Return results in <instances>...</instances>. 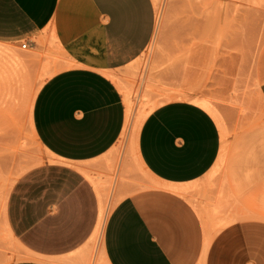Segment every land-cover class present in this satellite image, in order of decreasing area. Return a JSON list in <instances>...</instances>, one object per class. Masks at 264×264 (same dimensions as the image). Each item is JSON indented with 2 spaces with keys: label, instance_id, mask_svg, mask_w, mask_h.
Returning <instances> with one entry per match:
<instances>
[{
  "label": "crops",
  "instance_id": "crops-1",
  "mask_svg": "<svg viewBox=\"0 0 264 264\" xmlns=\"http://www.w3.org/2000/svg\"><path fill=\"white\" fill-rule=\"evenodd\" d=\"M250 17L264 59V11L251 9ZM155 29L154 0H0V39L26 42L52 70L32 121L63 174L32 194L20 180L8 191L4 224L17 257L7 264L80 260L102 230L105 264H264V219L218 229L202 213L196 182L216 162L222 137L211 114L187 100L155 107L142 123L140 158L163 183L153 202L144 208L126 195L105 217L94 162L118 143L126 122L112 75L142 55Z\"/></svg>",
  "mask_w": 264,
  "mask_h": 264
},
{
  "label": "rangeland",
  "instance_id": "rangeland-1",
  "mask_svg": "<svg viewBox=\"0 0 264 264\" xmlns=\"http://www.w3.org/2000/svg\"><path fill=\"white\" fill-rule=\"evenodd\" d=\"M209 1L154 0L153 39L137 60L117 74L116 81L132 96L136 116L180 100L182 93L210 101L222 121V145L212 168L196 183L203 188V215L220 229L242 219H264V96L260 91L264 59L261 33L247 26L250 10L264 11V1ZM220 1L228 7L221 9ZM0 44L9 48L0 52L1 63L9 72L13 69L12 75L21 83L17 102L5 115L11 122L0 115V264H7L17 257L4 224L8 191L20 180L27 195L32 194L28 191L34 185L50 186L62 173L56 171L57 162L37 138L32 121L37 96L33 99L32 94H38L52 70L37 61L33 50L10 40L0 39ZM131 148L128 130L94 162L93 172L108 195L109 213L126 195L147 208L153 192L162 187ZM100 242L98 237L80 260L66 264H105Z\"/></svg>",
  "mask_w": 264,
  "mask_h": 264
},
{
  "label": "bare ground",
  "instance_id": "bare-ground-1",
  "mask_svg": "<svg viewBox=\"0 0 264 264\" xmlns=\"http://www.w3.org/2000/svg\"><path fill=\"white\" fill-rule=\"evenodd\" d=\"M216 2V0H210L209 3L211 4H214ZM208 3V5H209ZM217 4V2H216ZM229 4V3H228ZM228 4L225 3V2H219L218 3V6L221 8V9H224V8H227L228 7ZM211 6V5H210ZM217 6V7H218ZM212 7V6H211ZM218 7V8H219ZM210 9V8H209ZM208 12V11H206ZM8 46L7 45H2L0 44V52H2L4 54V52L6 51V48ZM9 49V48H7ZM10 51V50H9ZM8 51V53H9ZM7 52V51H6ZM11 53V51H10ZM2 54V55H3ZM13 54V53H12ZM7 55V53H6ZM14 57V56H12ZM11 57V58H12ZM4 58V57H3ZM5 58H8V57H5ZM4 58V59H5ZM1 60V59H0ZM15 59L12 58V61H14ZM2 61V60H1ZM0 61V65L3 67L1 68V72H0V115H3L4 117H2L4 120L6 119H9L10 121V118H5V115L8 114V112H10V108L11 106L14 104L13 103H16L17 102V99L20 95V92L18 89L19 86H20V80L19 78H16L12 75V70L11 69L9 72V69L6 67V66H3V64L1 63ZM5 61V60H4ZM7 64V63H6ZM12 64V63H11ZM0 66V67H1ZM17 66V65H16ZM6 67V69H5ZM16 71L14 70L13 71V74L15 73ZM112 77L115 79V81L117 80V75H112ZM23 85V84H22ZM120 87V86H119ZM121 88V87H120ZM121 91L123 93V96H124V101H125V104H126V122H125V126H124V129H123V133L121 136L125 135L126 132L129 130L130 132V140H131V149L134 150L135 154H136V158L138 159L140 165L144 168V170L151 174L144 166L141 158H140V154H139V149H138V140H139V133H140V129H141V126H142V123L144 121V119L146 118L147 114L154 108H152L147 114H144L143 116H136L135 115V110H134V105H133V98L132 96L127 93L125 90H123L121 88ZM33 99H35V96L37 95L36 92H33ZM180 100H187V101H190L194 104H197L198 106L202 107L203 109H205L207 112H209V114H211V116L215 119V121L217 122L218 126L222 125V121H221V118L219 117V115L217 114V112L215 111V109L213 108V106L211 105L210 101L207 100V98L205 99L204 97H199V96H193V95H189V94H186V93H182L180 94ZM157 107V106H156ZM13 110V108H12ZM32 110V109H31ZM13 112L11 111V114ZM7 117V116H6ZM14 118V116L12 117ZM3 120V122H4ZM1 121V119H0ZM11 122V121H10ZM0 124L2 125V123L0 122ZM6 125V127L8 126L6 124V122L4 123ZM3 124V125H4ZM10 125V124H9ZM3 128V127H2ZM84 167V166H82ZM85 167H88L89 166H85ZM87 170V169H86ZM156 180V179H155ZM163 184V183H162ZM176 189V188H175ZM101 191V190H100ZM103 192V191H102ZM105 192V191H104ZM103 192V193H104ZM103 195H105V200L107 202V214H106V217H108L109 215V202H108V195L107 193L105 192ZM105 203V202H104ZM105 205V204H104ZM104 213V212H103ZM104 218V217H103ZM106 220V219H105ZM102 228V227H101ZM99 231V230H98ZM103 230L100 232L99 234V242L102 244V254H103V257H104V243H103ZM259 257V256H258ZM261 259V258H259ZM104 260H105V257H104ZM258 260V259H257ZM262 261L261 263H263V260H260ZM259 261V262H260ZM107 262V261H106ZM105 262V263H106Z\"/></svg>",
  "mask_w": 264,
  "mask_h": 264
},
{
  "label": "built area",
  "instance_id": "built-area-1",
  "mask_svg": "<svg viewBox=\"0 0 264 264\" xmlns=\"http://www.w3.org/2000/svg\"><path fill=\"white\" fill-rule=\"evenodd\" d=\"M21 46H22L23 48H27V43H26V42H23Z\"/></svg>",
  "mask_w": 264,
  "mask_h": 264
}]
</instances>
